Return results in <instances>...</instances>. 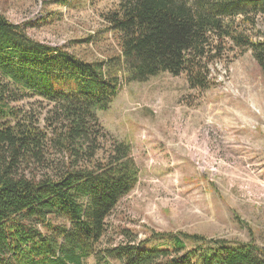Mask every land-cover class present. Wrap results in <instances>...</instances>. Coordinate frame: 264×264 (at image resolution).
Wrapping results in <instances>:
<instances>
[{"label": "trees", "instance_id": "1", "mask_svg": "<svg viewBox=\"0 0 264 264\" xmlns=\"http://www.w3.org/2000/svg\"><path fill=\"white\" fill-rule=\"evenodd\" d=\"M257 14L264 0H120L103 15L120 34V54L97 61L31 37L25 24L0 14L2 77L52 104L41 125L11 105L21 98L9 99L8 85L0 87V264H87L90 257L96 264H264L254 242L223 240L198 252L184 240L207 237L152 231L137 241L126 229L123 240L108 241L109 215L137 184L139 167L131 143L106 130L97 113L118 95L122 72L137 82L186 74L191 89L211 88L215 40L251 49L264 73V39L241 25Z\"/></svg>", "mask_w": 264, "mask_h": 264}, {"label": "rangeland", "instance_id": "2", "mask_svg": "<svg viewBox=\"0 0 264 264\" xmlns=\"http://www.w3.org/2000/svg\"><path fill=\"white\" fill-rule=\"evenodd\" d=\"M119 2L0 0V14L25 24L40 41L64 45L87 61L107 60L120 54V34L103 15ZM241 25L264 39V14ZM212 47L211 88L191 89L186 74L166 72L137 82L122 72L110 108L97 112L106 130L131 143L139 167L137 184L109 215L108 241L120 242L126 229L137 241L152 231L207 237L202 244L183 239L198 252L223 240L264 248V73L251 49L241 52L229 38ZM4 84L9 99L21 98L11 105L44 125L52 104L21 92L0 73V87ZM87 264L96 261L90 257Z\"/></svg>", "mask_w": 264, "mask_h": 264}]
</instances>
